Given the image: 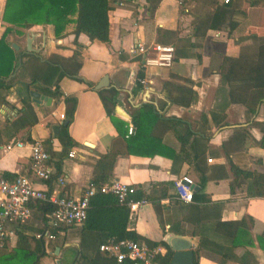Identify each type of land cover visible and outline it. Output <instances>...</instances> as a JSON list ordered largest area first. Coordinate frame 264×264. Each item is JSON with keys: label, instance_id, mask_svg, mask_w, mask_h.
Segmentation results:
<instances>
[{"label": "crops", "instance_id": "obj_1", "mask_svg": "<svg viewBox=\"0 0 264 264\" xmlns=\"http://www.w3.org/2000/svg\"><path fill=\"white\" fill-rule=\"evenodd\" d=\"M208 1L186 0L182 4L181 0H160L157 5V0L115 1L108 12L109 43L92 41L85 33L77 37L74 24L62 37L56 36L53 26L47 24L34 25L24 34L12 32L7 39L18 56L14 74L20 81L9 91L0 89V128L26 116L28 126L16 130L9 143L41 141L46 150L48 147L56 153L51 155V182L36 181L38 187L50 193L79 196L92 183L94 164L107 153L117 154L110 180L147 192L152 183L166 184L167 194L160 198V204L144 205L128 225V230L141 237L140 242L159 243L154 245L162 248L157 256L165 255L166 247L171 251L174 245L183 247L189 243L196 258L201 233L209 247L200 254L198 264H264V195H254L251 185L255 179L264 182V146L259 145L264 134V101L255 115L238 103L224 108L226 91L220 88L219 71L223 56H237L243 47H254L257 40L252 35L264 37V0H253V4L252 0H234L236 9L245 11V20L237 14L228 27L221 28L220 17L213 15L207 35L196 37L193 21L199 13L193 7H203ZM6 3L0 0V44L8 27L3 20ZM30 37L32 50L28 48ZM137 40L148 45H173L175 58L171 66H144L142 56L130 53ZM75 51L79 52V65ZM32 76L47 87H60L62 95L52 99L40 92L46 99L36 102L30 92L37 90L28 84ZM105 77H109L110 85L102 89L117 90L116 105L128 118L116 111L113 115L105 111L95 89ZM180 78L193 80L192 88L198 93V100L189 107L170 104L164 93L167 81L183 82ZM140 79L146 80L142 89H138ZM67 97L77 98V106L69 125L74 145L64 151L59 133L62 124L70 120ZM143 103L153 105L162 117L179 118L183 124L177 127L178 132L191 141L190 147L189 143L181 147L173 131L163 132L157 126L154 133L162 134L165 154H129L127 139L131 135H127V128L134 125L132 110ZM24 110L28 113L24 114ZM62 114L66 119L61 118ZM9 143H0V172L11 173V177L31 175L30 146L1 152L2 146ZM71 150L77 152L75 157L70 155ZM232 164L243 169L246 176L242 173L235 178ZM184 175L193 181L195 196L191 202L180 200L174 187L175 179ZM59 177L65 179L64 184ZM239 220L243 225L237 228L233 244L225 230L214 229L219 221ZM43 225V214L34 210L23 226L33 235ZM94 235L84 234L81 226L67 228L46 244L41 264H74L83 241L93 257L85 264H116L108 254L96 249L98 240ZM17 241V237L10 241L9 248H14ZM231 245L230 256V251L223 256L217 250H229ZM4 250L0 245V253ZM68 253L72 254L69 260Z\"/></svg>", "mask_w": 264, "mask_h": 264}, {"label": "trees", "instance_id": "obj_2", "mask_svg": "<svg viewBox=\"0 0 264 264\" xmlns=\"http://www.w3.org/2000/svg\"><path fill=\"white\" fill-rule=\"evenodd\" d=\"M119 0H7L3 20L7 23L5 31V37L0 44V48H4L0 52V89L7 91L11 90L15 84L20 80L15 76V71L19 65L18 56L14 48L8 43V37L12 32L18 34H24V30L34 25L47 24L53 26L54 33L58 37L66 35L68 28L74 24L73 33L77 37L85 33L92 41L99 40L105 43L110 42L109 33V10L114 5V2ZM160 0H157L156 5ZM248 1V0H247ZM186 0H181L182 4H185ZM255 3L253 0L251 4ZM156 7L155 5L151 10ZM202 11L195 16L193 21V31L196 37H204L207 35L211 18L213 15L220 17V27L226 28L230 25V22L234 16L241 14V20L246 19V13L244 10H237V5L234 0H209L207 4L204 3ZM255 38L256 45L254 47H243L237 56H223L220 65L221 74V86L226 91L225 102L223 107L228 104L238 103L248 110L249 114H257L258 106L264 101V37ZM175 58V49L173 53V59ZM75 60L79 65V52L75 51ZM143 77V74H139ZM78 79L83 80L78 77ZM183 82L173 83L167 81L163 86L168 101L170 104H176L183 107H189L196 103L198 100V93L192 88L193 80L188 78H180ZM30 87L42 92L47 97L58 99L62 92L60 87L55 88L47 87L43 84L41 79H37L32 76L31 81L28 82ZM138 89H142L144 84L141 79L138 83ZM97 93L102 101L105 111L108 115L115 113V105L117 103V90L115 89H99ZM67 103V118L70 119L69 124H62L61 131L59 133V139L64 147V151L74 145V141L69 132V125L75 117V110L77 106V98L67 97L65 99ZM24 114H27V110H24ZM27 117L23 116L19 121H13L11 125H6L0 128V143H9L13 136H15L16 130L27 127ZM34 123V122H33ZM131 123L135 133L127 139V152L143 156H154L156 154H165V145L162 141V134L157 135L154 133V128L160 126L163 132L173 131L178 137L181 147L190 143L188 138L178 132L177 127L183 124L177 117L165 118L155 111L153 105L149 103H143L139 107L132 110ZM14 130L12 131V129ZM126 132V131H125ZM133 133V132H132ZM122 134L125 135L123 132ZM259 145L264 146V134L259 142ZM136 147L141 149L136 150ZM47 151L55 156L56 153L51 152L47 147ZM64 156V155H63ZM117 154L107 153L94 164L93 180L94 184H101L107 182L112 174V167L115 164ZM60 164L57 163V168L60 169ZM231 168L235 169V178L245 172L243 169L238 168L235 164H232ZM7 178L13 179L11 173H4ZM251 185L254 187V195H264V182L259 180H253ZM167 194L166 184L162 182L152 183L150 192L144 191L141 187L136 188L134 198H146L149 202H153L157 205L160 204V198L165 197ZM195 196V192H194ZM32 210H37L43 214L44 225L39 231H45L49 227V219L47 214L51 211L49 203L45 201L33 202L31 204ZM135 216L130 215L129 210L118 202V199L111 194H96L89 205L87 210V217L84 223L81 225L82 232L95 233L94 239L98 240L96 249L99 250V245L107 242L110 238L116 240H136L140 242L141 237L136 231L128 230L129 221ZM243 225V221H219L215 224V231L225 230L226 234L232 241L235 238L237 228ZM76 226H73L74 228ZM17 236V243L15 247L10 249V241L3 244L5 248L4 252L0 253V264H41V258L46 256V244L48 242L45 239H39L30 233H27L26 228L22 226L19 228ZM200 242L196 247V258L194 264H198V258L200 254L209 247L208 240L203 234L199 233ZM264 237V233H263ZM149 246L158 245L157 242L144 241ZM165 255H159L156 260L160 264H169L172 257V252L166 247ZM220 254L227 256L229 251L232 250V245L229 250L221 251L217 249ZM93 252V251H92ZM229 253V256L231 255ZM91 252L84 247V241L81 245L79 257L74 264H84L92 261ZM107 254V253H106ZM111 260L116 264H129V262L117 263L112 256ZM236 258V256H235ZM245 260V258H243ZM240 260H242L240 258ZM79 262V263H78ZM81 263V264H83Z\"/></svg>", "mask_w": 264, "mask_h": 264}, {"label": "built area", "instance_id": "obj_3", "mask_svg": "<svg viewBox=\"0 0 264 264\" xmlns=\"http://www.w3.org/2000/svg\"><path fill=\"white\" fill-rule=\"evenodd\" d=\"M229 0H225L228 2ZM130 53L142 56L144 66L170 67L173 62L174 47L165 44L138 41L131 46ZM143 84L145 79H141ZM66 119V114L61 115ZM134 128H127V135H131ZM29 145L32 153L31 175L18 174L13 179L7 178L0 172V245L12 241L18 236V229L27 223L33 214L31 204L40 200L49 203L51 211L47 214L49 227L45 231L33 234L39 239H45L48 243L55 241L59 234H63L67 228L80 227L87 217L92 198L98 194L114 195L121 205H124L130 215L148 204L146 198L136 199V186L125 184L120 180H109L101 184L91 183L76 197L50 193L37 186L36 181L50 183L53 179L51 167V154L46 150L41 141L24 142L22 140L9 143L1 148L3 151H11L16 146ZM70 155L75 157L77 152L71 150ZM59 182L64 184L65 179L59 177ZM174 187L178 192V198L184 202H191L194 198L193 181L184 175L175 179ZM99 250L115 258L117 263L129 262V264H160L156 256L162 252L159 246H149L148 243L136 240H116L110 238L99 245Z\"/></svg>", "mask_w": 264, "mask_h": 264}, {"label": "water", "instance_id": "obj_4", "mask_svg": "<svg viewBox=\"0 0 264 264\" xmlns=\"http://www.w3.org/2000/svg\"><path fill=\"white\" fill-rule=\"evenodd\" d=\"M32 37L29 38V50H32ZM14 47L19 48L17 45H14ZM109 77H105L99 84L95 85V89L99 90L102 88L109 87ZM31 95L33 96V99L38 102L39 100H45L46 96L42 95L40 92H37L35 90H31ZM50 101V100H49ZM115 111L119 112L120 114H123L125 117H129V115L124 112V110L119 106H115ZM70 122V120H67V124ZM172 257L170 259L169 264H194L195 255L193 250L190 249V244L185 245L183 247L173 246L171 247Z\"/></svg>", "mask_w": 264, "mask_h": 264}, {"label": "rangeland", "instance_id": "obj_5", "mask_svg": "<svg viewBox=\"0 0 264 264\" xmlns=\"http://www.w3.org/2000/svg\"><path fill=\"white\" fill-rule=\"evenodd\" d=\"M194 8V10H196V12H201L202 11V8L200 7V4H197L195 7H193ZM72 256V254L71 253H68L67 255H66V258L69 260V258Z\"/></svg>", "mask_w": 264, "mask_h": 264}]
</instances>
